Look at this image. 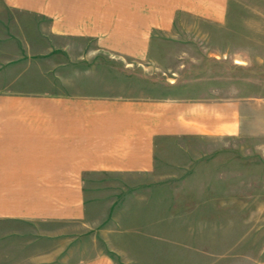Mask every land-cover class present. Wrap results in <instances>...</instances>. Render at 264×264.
<instances>
[{
    "label": "rangeland",
    "instance_id": "obj_1",
    "mask_svg": "<svg viewBox=\"0 0 264 264\" xmlns=\"http://www.w3.org/2000/svg\"><path fill=\"white\" fill-rule=\"evenodd\" d=\"M60 9L54 19L26 0H0V89L236 99L252 108L234 135L158 144L150 173L89 176L85 218L65 250L70 262L104 256L113 264L264 263V0H228L218 27L185 19L186 29L156 37L155 62L139 65L98 52L91 38L53 32V22L66 19ZM40 232L54 231L1 223L2 261L28 264L63 243L42 240Z\"/></svg>",
    "mask_w": 264,
    "mask_h": 264
},
{
    "label": "crops",
    "instance_id": "obj_2",
    "mask_svg": "<svg viewBox=\"0 0 264 264\" xmlns=\"http://www.w3.org/2000/svg\"><path fill=\"white\" fill-rule=\"evenodd\" d=\"M26 5L51 11L54 19L63 7L66 19L55 20L53 32L91 38L98 52L139 65L153 64L156 37L186 29L185 19L200 28L223 25L228 0H26ZM54 92L0 89V224L53 228L35 234L42 240L63 237L54 252H41L28 264H113L104 256L78 263L66 256L68 237L85 218L86 179L150 173L158 144L234 135L252 109L236 99ZM23 245L19 253L27 252ZM1 261L0 255V264L6 263Z\"/></svg>",
    "mask_w": 264,
    "mask_h": 264
}]
</instances>
